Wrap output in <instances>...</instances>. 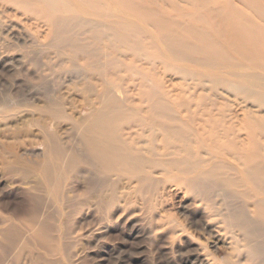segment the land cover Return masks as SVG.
Listing matches in <instances>:
<instances>
[{"label":"bare ground","instance_id":"bare-ground-1","mask_svg":"<svg viewBox=\"0 0 264 264\" xmlns=\"http://www.w3.org/2000/svg\"><path fill=\"white\" fill-rule=\"evenodd\" d=\"M8 24L47 44L45 86L63 75L72 81L56 89L57 107L44 108L43 163L11 143L13 159L2 157L7 170L42 178L25 208L41 239L53 211L42 210L50 202L36 191L59 197L68 172L85 163L91 188L111 198L121 180L153 190L166 177L210 210L207 225L225 214L241 232L246 258L228 264H264V0H0V29ZM219 84L236 92L229 108L214 97ZM66 120L81 152L65 139ZM213 231L226 234L220 225ZM22 235L18 226L6 233L0 264H11Z\"/></svg>","mask_w":264,"mask_h":264},{"label":"rangeland","instance_id":"rangeland-1","mask_svg":"<svg viewBox=\"0 0 264 264\" xmlns=\"http://www.w3.org/2000/svg\"><path fill=\"white\" fill-rule=\"evenodd\" d=\"M46 47L47 44L34 43L18 25L8 24L0 29L1 50H11L5 56L0 54V249L9 245L6 233L13 226L23 233L9 251L8 263L14 264L18 255L20 264H228L232 259L243 260L241 232L227 222L225 214L213 213L216 221L207 225V219L212 217L210 210L185 189L173 190L166 177L158 178L159 187L153 190H141L138 185L121 180L111 198L107 192L99 195L91 188L95 174L85 163L68 172L59 197L43 188L45 192L36 191L50 202L42 210L53 211L44 239L37 235L34 227L26 223L29 215L25 208L29 205V192L42 183V178L7 170L2 157L13 159L12 152L5 148L11 143L19 145L20 154L28 161L37 165L44 161V137L49 132L40 123L48 109L59 105L56 89L72 83L63 75L45 86L41 69L48 63L42 57V52L48 54ZM50 56L54 70H60L59 57ZM168 78L181 80L175 73ZM228 90L226 84H219L214 95L225 96L226 108L234 104L230 95L236 93ZM248 97L238 95L247 108L257 109V103ZM70 124L68 120L62 122V127L68 128L65 139L81 152ZM17 130L21 134L13 137ZM216 225L226 234L220 236L213 231Z\"/></svg>","mask_w":264,"mask_h":264}]
</instances>
